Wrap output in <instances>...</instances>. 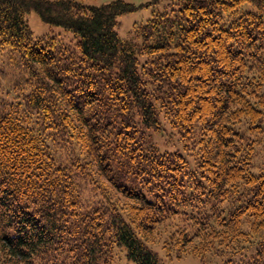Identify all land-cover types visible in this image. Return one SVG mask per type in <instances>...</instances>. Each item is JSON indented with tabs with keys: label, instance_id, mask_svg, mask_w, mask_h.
<instances>
[{
	"label": "trees",
	"instance_id": "1",
	"mask_svg": "<svg viewBox=\"0 0 264 264\" xmlns=\"http://www.w3.org/2000/svg\"><path fill=\"white\" fill-rule=\"evenodd\" d=\"M136 8L0 0V50L29 73L0 109V264H165L149 244L173 216L190 229L163 231L169 256L264 264V0H180L121 38ZM31 10L77 41L34 36ZM160 115L192 166L149 145Z\"/></svg>",
	"mask_w": 264,
	"mask_h": 264
},
{
	"label": "rangeland",
	"instance_id": "2",
	"mask_svg": "<svg viewBox=\"0 0 264 264\" xmlns=\"http://www.w3.org/2000/svg\"><path fill=\"white\" fill-rule=\"evenodd\" d=\"M81 3L88 6H99L113 0H79ZM137 6V8L129 13L122 14L118 17L117 32L121 38H126L131 35L134 25L140 24L148 20L154 11L169 10L172 6L176 5L180 0H124ZM29 27L34 36L41 37L44 35H55L57 38L74 44L77 38L72 32L66 31L64 28L56 25L45 23L40 16L31 10L26 14ZM29 76L26 67L14 63L12 55L6 50H0V109H3L11 101L19 100V93L24 88V80ZM25 90H28L26 87ZM264 92V90H263ZM264 95V94H263ZM18 96V97H17ZM158 128L152 127L147 131L149 145L156 147L160 152L165 151H179L184 154L189 160L191 166L194 164L196 154L193 149L185 147L186 144L180 133L173 128L168 120L160 115V124L155 125ZM257 143L254 146V157L251 170L254 173L264 174V131L259 133L256 138ZM188 144V143H187ZM53 147L56 149V154L62 158L66 155L67 151L62 148V142H54ZM85 191L83 192L84 199L89 197V202H93L101 197L99 190L91 187L85 183ZM87 201V200H86ZM176 227H186L190 229L189 220H184L182 217L173 216L167 219L164 223L158 226V232L161 236L155 239V242L149 244L150 247L157 253L159 259L165 264H201L199 258L184 254L181 257L169 254L163 248L164 232L175 229ZM250 248V249H249ZM247 249V254L252 252V247ZM220 255V256H214ZM122 256V258H121ZM116 264H131L121 254ZM229 258L227 254H207L204 264H225Z\"/></svg>",
	"mask_w": 264,
	"mask_h": 264
}]
</instances>
